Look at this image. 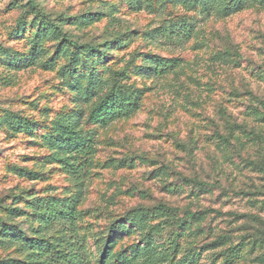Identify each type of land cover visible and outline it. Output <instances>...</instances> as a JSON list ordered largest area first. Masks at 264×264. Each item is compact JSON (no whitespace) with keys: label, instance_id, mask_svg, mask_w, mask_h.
Returning <instances> with one entry per match:
<instances>
[{"label":"rangeland","instance_id":"374dc122","mask_svg":"<svg viewBox=\"0 0 264 264\" xmlns=\"http://www.w3.org/2000/svg\"><path fill=\"white\" fill-rule=\"evenodd\" d=\"M207 8L0 0V264H62L59 250L145 264L135 211L148 225L186 220L149 236L168 247L157 264H264V0ZM163 58L177 59L167 74L154 69ZM117 88L135 100L94 119ZM65 128L74 136L54 140ZM87 135L96 153L80 178L71 138ZM114 224L129 230L109 242Z\"/></svg>","mask_w":264,"mask_h":264},{"label":"trees","instance_id":"16d2710c","mask_svg":"<svg viewBox=\"0 0 264 264\" xmlns=\"http://www.w3.org/2000/svg\"><path fill=\"white\" fill-rule=\"evenodd\" d=\"M202 1V0H201ZM208 1V8L210 9L212 7H216L218 11H223L226 14H229L241 6L246 5L247 3H250L251 0H231L230 2L226 3L227 0H205ZM187 24H185V30H183L186 33L191 31V27H188ZM177 59H166L163 58L161 60H158L155 62V71L159 74H167L172 69L176 67ZM126 79V74L124 72L117 74V80L121 81L122 79ZM121 83V82H120ZM121 84H116V87H121ZM125 92H122L121 89H116L114 94L110 95V98L103 104H101L100 107H98L93 112V118L97 120H105L108 116L109 117H115L116 115L120 114L121 111L125 110L124 103L134 101L135 98L124 97ZM110 100V102H109ZM71 130H67V128L63 129L58 136L55 137L54 140H59L61 137L65 138V135L72 134L70 132ZM74 136V134H72ZM71 140L73 141V149H72V156H70V159L73 162L68 163L70 169L73 170V173L78 176L82 177L84 174L90 169L91 165L94 161V154L96 153V143L95 141L90 137V135H87L83 138L76 139L75 137H72ZM197 183H200L201 185L204 184V182L196 181ZM209 186V185H208ZM157 210H163L167 209V211L173 210L171 207L166 206L165 204L157 206ZM49 215H54L56 218H67L71 217L72 220L75 219V209L69 208L65 212L63 210H58L57 206H55L52 209L47 210ZM204 212H191L188 211L186 213V216L188 217H196L199 215H202ZM74 218V219H73ZM128 224L131 225V227H137L141 230H144L147 233L148 236V242L144 246H134L133 247V255L141 254L144 263L145 264H157L158 261H167V253H168V247H165V244H157L150 241V237L152 234H157L161 231H163L167 226H179L180 228H183L186 224V220L184 217H173V218H167L163 221H160L156 224L148 225L146 222H143L140 220L138 213L135 211L133 212V215L130 217V220L127 221ZM129 230V227H127L126 224H114L110 228L111 235L109 237V242H112L113 238L117 235H123ZM159 248H162L158 253H155ZM59 254L57 255V259L62 264H82L84 262V259L79 255V253L74 251H64L59 250ZM171 263V262H170ZM169 263V264H170ZM174 264H193V259H185V260H178Z\"/></svg>","mask_w":264,"mask_h":264}]
</instances>
